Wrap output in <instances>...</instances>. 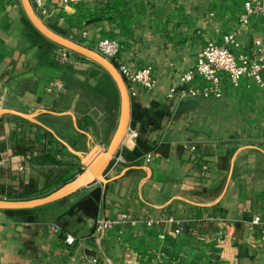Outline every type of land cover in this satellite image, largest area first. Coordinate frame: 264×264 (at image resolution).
Here are the masks:
<instances>
[{
  "label": "crops",
  "instance_id": "0c3cea01",
  "mask_svg": "<svg viewBox=\"0 0 264 264\" xmlns=\"http://www.w3.org/2000/svg\"><path fill=\"white\" fill-rule=\"evenodd\" d=\"M43 1L56 31L92 47L120 40L121 60L151 64L157 84H136L123 160L111 161L107 182L0 208V264H264V224L253 222L264 220V70L262 84L224 75L220 98L167 96L208 42L234 33V51L250 52L264 40V13L243 23L244 0ZM3 108L43 123L0 115V197L29 199L73 180L108 146L121 99L103 67L44 36L21 0H0ZM121 213L130 219L97 230L98 219Z\"/></svg>",
  "mask_w": 264,
  "mask_h": 264
},
{
  "label": "built area",
  "instance_id": "2783aa9c",
  "mask_svg": "<svg viewBox=\"0 0 264 264\" xmlns=\"http://www.w3.org/2000/svg\"><path fill=\"white\" fill-rule=\"evenodd\" d=\"M67 4L70 0H62ZM37 12L46 14L47 7L43 0H35L33 2ZM245 11L241 16L243 23H248L250 17L255 13H264V0H244ZM233 45L238 46L235 40L234 33L224 35L223 42L211 41L199 53L195 65L189 68L179 77V82L183 88L179 89L178 86H172L167 96L173 98L179 96L180 98L186 97H214L220 98L223 90V77L227 75L229 80L238 85L240 80L247 76L253 78L256 82L263 83L262 71L264 70V40L257 38L251 51L235 52ZM94 48L107 56L116 63L119 71L125 77L129 86L131 96L136 93V84H141L146 88L153 89L156 87L157 79L154 74V67L151 64H145L141 67H134L120 58L122 43L115 38H103L97 42ZM70 52H72L70 50ZM202 78L206 84L202 86L196 85L195 79ZM129 132V131H128ZM130 135L132 138L138 136L137 130H131ZM151 154L147 155L150 159ZM115 163L123 160L121 155L114 157ZM27 156L18 162V168L23 170L26 167ZM129 214L121 213L116 218H100L96 222V228L100 233H103L108 228L128 221ZM255 224H264L261 216H255L253 219ZM151 224V221H148ZM56 231H60L55 227ZM180 229H177V232ZM64 240L69 244H74L77 240L76 236L70 232H63ZM164 236V235H162ZM171 264H185L180 261H173Z\"/></svg>",
  "mask_w": 264,
  "mask_h": 264
},
{
  "label": "water",
  "instance_id": "95a60500",
  "mask_svg": "<svg viewBox=\"0 0 264 264\" xmlns=\"http://www.w3.org/2000/svg\"><path fill=\"white\" fill-rule=\"evenodd\" d=\"M21 3L30 22L44 36L66 49L93 60L111 75L120 93L121 109L117 128L108 146L97 151L89 160H87L86 168L73 180L44 196L29 199H9L0 197V208L2 209L32 208L41 206L60 199L74 192L78 188L89 185L95 181L107 182L108 179L105 174L106 170L121 148L124 139L128 134L132 114V97L129 86L125 77L119 71L116 63L97 51L94 47L56 31L48 25L37 12L32 0H21ZM4 112H12L43 125V123L36 118L35 114H26L8 108L0 109V115Z\"/></svg>",
  "mask_w": 264,
  "mask_h": 264
},
{
  "label": "bare ground",
  "instance_id": "6f19581e",
  "mask_svg": "<svg viewBox=\"0 0 264 264\" xmlns=\"http://www.w3.org/2000/svg\"><path fill=\"white\" fill-rule=\"evenodd\" d=\"M127 136V135H126ZM125 139H126V137H125ZM125 139H124V141H125Z\"/></svg>",
  "mask_w": 264,
  "mask_h": 264
},
{
  "label": "trees",
  "instance_id": "16d2710c",
  "mask_svg": "<svg viewBox=\"0 0 264 264\" xmlns=\"http://www.w3.org/2000/svg\"><path fill=\"white\" fill-rule=\"evenodd\" d=\"M73 52V51H72Z\"/></svg>",
  "mask_w": 264,
  "mask_h": 264
}]
</instances>
